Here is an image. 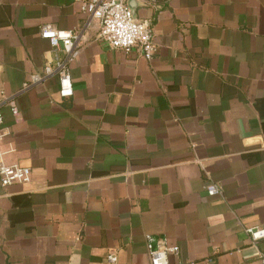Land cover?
Returning <instances> with one entry per match:
<instances>
[{
  "label": "crops",
  "instance_id": "1",
  "mask_svg": "<svg viewBox=\"0 0 264 264\" xmlns=\"http://www.w3.org/2000/svg\"><path fill=\"white\" fill-rule=\"evenodd\" d=\"M137 17L152 61L101 41L75 0H0L1 149L32 170L0 183V264H150L147 234L180 247L170 264H261L264 0L138 1ZM47 26L81 35L73 97L56 75L22 91L65 54Z\"/></svg>",
  "mask_w": 264,
  "mask_h": 264
},
{
  "label": "built area",
  "instance_id": "2",
  "mask_svg": "<svg viewBox=\"0 0 264 264\" xmlns=\"http://www.w3.org/2000/svg\"><path fill=\"white\" fill-rule=\"evenodd\" d=\"M145 5L154 6L158 0H138ZM80 4L81 10L86 14V26L92 22L98 24V38L107 43L112 49L130 53L139 49L143 57L152 61L158 52L152 20L137 21L129 7V0H75ZM43 38L49 39L55 48L64 47V56L48 63L44 67L43 74H34L22 91L41 83L45 78L56 75L59 81V95L61 98L74 96L72 73L70 65L75 61L81 35L76 31L59 30L51 26L44 27L41 31ZM4 92L0 90V106L4 102ZM9 108L14 117L19 120L20 111L13 99H9ZM4 119L0 109V183L6 188L13 183H28L32 177L30 167H23L6 163L5 152L1 149V143L10 134L8 129L2 130ZM206 192L213 197L219 193L218 186L209 182ZM254 243L264 239V227H258L249 231ZM146 245L150 264H170L171 256L180 253V247L172 245L167 237H155L146 235ZM109 264H116L118 256L110 253L106 257ZM264 264V255L260 257ZM195 264V263H186Z\"/></svg>",
  "mask_w": 264,
  "mask_h": 264
},
{
  "label": "water",
  "instance_id": "3",
  "mask_svg": "<svg viewBox=\"0 0 264 264\" xmlns=\"http://www.w3.org/2000/svg\"><path fill=\"white\" fill-rule=\"evenodd\" d=\"M140 2V1H139ZM129 7L133 13V17L135 18V20L137 21H141L138 17H137V7H138V0H129L128 2ZM143 4V3H142ZM145 5V4H144Z\"/></svg>",
  "mask_w": 264,
  "mask_h": 264
}]
</instances>
